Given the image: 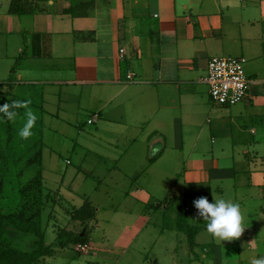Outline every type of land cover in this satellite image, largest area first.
Returning a JSON list of instances; mask_svg holds the SVG:
<instances>
[{
    "label": "crops",
    "instance_id": "obj_1",
    "mask_svg": "<svg viewBox=\"0 0 264 264\" xmlns=\"http://www.w3.org/2000/svg\"><path fill=\"white\" fill-rule=\"evenodd\" d=\"M10 2L8 13L0 14V61L12 64L8 76L13 74L17 84V108L23 116L36 115L34 133L42 138L49 120L55 134L67 135L77 118L67 104L84 97L87 87L96 88L89 96L95 104L83 107L90 111L88 124L100 122L94 135L99 140L92 142L105 143L101 147L105 152L94 155L96 163L91 165L96 168L82 175L81 183L89 181V175L102 174L106 187L98 179L95 190L106 191L107 197L117 194L113 185L119 183V176L134 181L135 194L132 187L119 190L124 200L134 198L152 207L155 214L149 222L159 218V211L168 220L174 217L179 231L178 209H195L194 201L200 197L212 202L213 193L239 203L243 217L250 213L264 219V0H95L87 16L68 11L72 0H36L32 13L9 12ZM96 17L105 20L104 28L87 24ZM216 55L246 58L251 84L242 102L221 106L210 99L205 77L208 62ZM90 118L95 120L89 123ZM171 149L182 159L171 193L151 202L156 196L141 178L156 174ZM77 168L74 179L84 172L82 166ZM82 193L83 203L67 207L69 218L61 225L53 220L58 221L56 196L46 201L45 208L53 205L47 228L53 226L56 236L54 242H45L54 253L35 264H47L46 258L66 247L76 250L75 243L58 245L62 230L87 236V255L107 248L105 237L98 238L96 232L97 203ZM87 201L96 212L94 219H77L69 212L68 208H81ZM246 227L251 233L241 234L238 241L216 243L211 236L213 240L205 245L199 240L207 229L201 228L196 247L203 248L200 258L213 255L221 264L225 246L234 260L248 250L244 264L264 257V252H257L264 248V225Z\"/></svg>",
    "mask_w": 264,
    "mask_h": 264
},
{
    "label": "rangeland",
    "instance_id": "obj_2",
    "mask_svg": "<svg viewBox=\"0 0 264 264\" xmlns=\"http://www.w3.org/2000/svg\"><path fill=\"white\" fill-rule=\"evenodd\" d=\"M8 5L9 0H0V14L6 15L8 13ZM26 17L30 18V16ZM95 23L103 26V28L105 27V20L98 19L97 17L95 20L91 19L87 21L89 26ZM73 58L71 59L72 63ZM79 60L82 61L81 59ZM4 62L0 61V83L7 81L13 75L8 76L10 75L9 69L12 64L8 66L7 61ZM80 65L83 66V63H80ZM92 86L86 88L84 97L78 96L77 100L67 104L77 114V118L75 120L72 119L73 125L76 127L68 128L67 135L55 134L52 124L49 120H45L46 125L42 133V139L44 141L43 167L46 181L45 185L51 189L48 191L47 200L49 198L53 200L55 195L56 200L54 202L58 201V204L55 205L56 210L54 212L58 221L53 217L54 222L61 225V221H66V218H69L66 211L67 207L74 205L76 207L81 206L84 201L82 192L85 191L87 197H90L97 203V215L100 226L96 232H98V238L105 237V243L108 246L105 248V251L88 255L84 252L74 250L69 246L60 250L54 256L46 258V261H48L47 264H219V261L214 260L213 255H207V257L205 256L202 259L194 258L188 247L187 236L176 229L173 216V219L168 220V217L165 218L162 212L159 211L157 213V217L159 218L157 220L152 218V221L149 222V217H154L155 214L152 207L146 208L144 202H139L134 198L124 200V193L119 192V190L123 188L130 189L132 187L130 189L131 194H135L138 184L134 181L133 184L131 182L128 183L129 180L123 181L122 176H119V183L113 185L115 190H118L117 194L109 196L110 194L107 193V197L103 196L106 191L100 192V189L95 190V186H98L101 179H103V184L100 186L103 188L106 184L104 183L105 177L102 174L89 175V181L81 183L80 179L82 175L87 176L88 172L96 168V165H91L94 162L96 163L97 157L94 155L99 152H105V149L101 148H105V143L92 142L99 140L94 135H98L96 131L100 122L88 124L87 119L89 118L90 111H88V108L83 107L84 104L93 102L89 100V96L96 90V88L94 90V85ZM95 96L98 97V94ZM93 103L95 104V102ZM79 106H82V108ZM61 107L63 108L64 105L61 104ZM76 123H78L79 129H82V132L79 133ZM80 125H83V127H80ZM38 126H41V124ZM177 156L178 152L175 149L168 150L167 155L158 167H156V174H145V176H142V183H145L148 189H151L156 196L152 198L151 202L155 201V198L163 199L171 193L172 186L177 177L175 172L179 168V163L182 162L181 156L178 158ZM66 159L72 161V164H67ZM80 166L83 167L84 172L78 178L74 179L73 173H76L77 167ZM167 168L168 171L170 169L172 170V172L170 171L172 174H167L168 171L163 173ZM66 170L68 172L63 181V175ZM74 207L72 208L73 210L68 208L70 213L78 211ZM51 208H53L52 204L48 208H45V218L42 220V226L43 228L45 227L46 232L45 239L50 243L54 242L56 236L53 226L51 229L47 228V224L50 222L48 215ZM50 211L51 217L52 210ZM254 215L248 213L243 217L245 226L242 232L243 235L245 232L251 233V230L249 228L247 229V225L263 228L264 223L263 225L261 223L264 219L257 220L256 215ZM142 227L144 228L141 229ZM211 236L208 231L203 232L199 241L205 245L206 240H213ZM241 240L245 241L243 239ZM215 241L216 243L223 242L217 238H215ZM231 241H238V238H232ZM240 243L242 244V242ZM226 247L224 248V255L219 259L222 262L221 264H244L245 261L248 262V250H242L244 253L241 251L240 254L235 255L236 259L234 260L233 255L229 254V250ZM202 251L203 248L199 246V249L197 248L198 254L201 255ZM257 252H264V248L257 250Z\"/></svg>",
    "mask_w": 264,
    "mask_h": 264
},
{
    "label": "trees",
    "instance_id": "obj_3",
    "mask_svg": "<svg viewBox=\"0 0 264 264\" xmlns=\"http://www.w3.org/2000/svg\"><path fill=\"white\" fill-rule=\"evenodd\" d=\"M37 5L36 0H11L9 12L32 13ZM95 5V0H72L68 11L74 16H87ZM38 37L36 35L35 39ZM14 104L19 105L20 100L17 84L10 77L0 83V106L7 105L8 110L16 114L9 119L0 112V264H35L41 257L54 253V247L45 242L42 226L48 195L44 185V143L38 133H34L35 126L27 139L20 137L19 130L28 115H21ZM75 210L78 211L72 214L77 219L96 217L88 201ZM177 227L188 236L190 253L200 259L196 249L197 234L201 228H206V221L199 217L197 208L178 209ZM88 242L87 236L62 230L58 245Z\"/></svg>",
    "mask_w": 264,
    "mask_h": 264
},
{
    "label": "clouds",
    "instance_id": "obj_4",
    "mask_svg": "<svg viewBox=\"0 0 264 264\" xmlns=\"http://www.w3.org/2000/svg\"><path fill=\"white\" fill-rule=\"evenodd\" d=\"M17 106L19 105H13V107ZM0 112L9 119H13L16 115L15 112L8 110L7 105L0 106ZM36 119L35 114L28 113L27 123L19 130L20 137L27 139L32 135ZM213 195L212 202L207 197H200L194 201L199 217L206 221L207 231L220 241L240 237L245 229L241 206L231 199L218 198L214 193ZM251 264H264V257L253 259Z\"/></svg>",
    "mask_w": 264,
    "mask_h": 264
},
{
    "label": "built area",
    "instance_id": "obj_5",
    "mask_svg": "<svg viewBox=\"0 0 264 264\" xmlns=\"http://www.w3.org/2000/svg\"><path fill=\"white\" fill-rule=\"evenodd\" d=\"M121 52H124L121 49ZM246 58L235 55H216L208 62L205 82L212 102L227 106L242 102L249 96L251 79L245 70ZM128 77H132L129 75ZM95 119L90 118L89 123ZM89 244H76L77 251H87Z\"/></svg>",
    "mask_w": 264,
    "mask_h": 264
}]
</instances>
